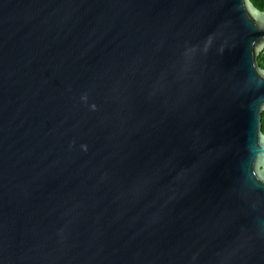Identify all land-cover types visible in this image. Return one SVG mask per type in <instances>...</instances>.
<instances>
[{
	"label": "water",
	"instance_id": "1",
	"mask_svg": "<svg viewBox=\"0 0 264 264\" xmlns=\"http://www.w3.org/2000/svg\"><path fill=\"white\" fill-rule=\"evenodd\" d=\"M262 21L0 0V264H264Z\"/></svg>",
	"mask_w": 264,
	"mask_h": 264
},
{
	"label": "trees",
	"instance_id": "2",
	"mask_svg": "<svg viewBox=\"0 0 264 264\" xmlns=\"http://www.w3.org/2000/svg\"><path fill=\"white\" fill-rule=\"evenodd\" d=\"M253 3L260 8L261 10H264V0H252ZM259 63L264 68V51L259 53L258 55Z\"/></svg>",
	"mask_w": 264,
	"mask_h": 264
},
{
	"label": "snow or ice",
	"instance_id": "3",
	"mask_svg": "<svg viewBox=\"0 0 264 264\" xmlns=\"http://www.w3.org/2000/svg\"><path fill=\"white\" fill-rule=\"evenodd\" d=\"M242 2H243V0H241V3H242ZM261 26L264 27V21L261 22ZM248 27H249V28H252V25L249 23V24H248ZM233 36H234V37H237L235 33H233ZM234 44H235V43H234ZM234 44H233V45H234ZM242 46H243V47H246V45H242Z\"/></svg>",
	"mask_w": 264,
	"mask_h": 264
},
{
	"label": "built area",
	"instance_id": "4",
	"mask_svg": "<svg viewBox=\"0 0 264 264\" xmlns=\"http://www.w3.org/2000/svg\"><path fill=\"white\" fill-rule=\"evenodd\" d=\"M263 128H264V111H263Z\"/></svg>",
	"mask_w": 264,
	"mask_h": 264
}]
</instances>
